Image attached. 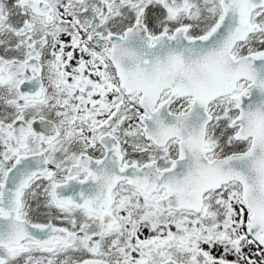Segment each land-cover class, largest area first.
I'll use <instances>...</instances> for the list:
<instances>
[{
    "label": "snow or ice",
    "instance_id": "obj_1",
    "mask_svg": "<svg viewBox=\"0 0 264 264\" xmlns=\"http://www.w3.org/2000/svg\"><path fill=\"white\" fill-rule=\"evenodd\" d=\"M0 264H264V0H0Z\"/></svg>",
    "mask_w": 264,
    "mask_h": 264
}]
</instances>
